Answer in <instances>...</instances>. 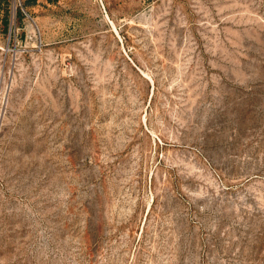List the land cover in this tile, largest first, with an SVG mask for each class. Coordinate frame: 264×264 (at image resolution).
<instances>
[{
    "label": "rangeland",
    "instance_id": "1",
    "mask_svg": "<svg viewBox=\"0 0 264 264\" xmlns=\"http://www.w3.org/2000/svg\"><path fill=\"white\" fill-rule=\"evenodd\" d=\"M0 264H264V0H0Z\"/></svg>",
    "mask_w": 264,
    "mask_h": 264
},
{
    "label": "trees",
    "instance_id": "2",
    "mask_svg": "<svg viewBox=\"0 0 264 264\" xmlns=\"http://www.w3.org/2000/svg\"><path fill=\"white\" fill-rule=\"evenodd\" d=\"M6 24L8 25V22H6Z\"/></svg>",
    "mask_w": 264,
    "mask_h": 264
}]
</instances>
